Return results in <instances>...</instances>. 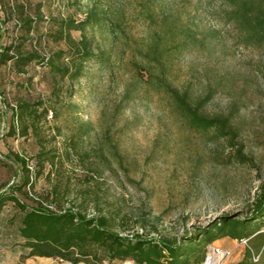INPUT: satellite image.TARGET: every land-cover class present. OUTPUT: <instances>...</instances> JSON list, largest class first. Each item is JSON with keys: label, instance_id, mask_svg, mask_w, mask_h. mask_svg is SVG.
Instances as JSON below:
<instances>
[{"label": "rangeland", "instance_id": "374dc122", "mask_svg": "<svg viewBox=\"0 0 264 264\" xmlns=\"http://www.w3.org/2000/svg\"><path fill=\"white\" fill-rule=\"evenodd\" d=\"M91 2L83 0V7ZM101 4L117 23L107 29L109 38L97 34L95 43L107 52L105 63L88 62L81 78L61 81L56 93L42 66L31 68L35 74L31 87L21 84L25 75L0 68L6 97V101L0 97V187L4 190L19 179L15 176L20 167L8 160V154L33 158L45 146L59 153L62 161L46 168L51 175L36 180L33 195L49 197L53 208L74 204L89 215H111L123 234L178 237L221 214H250L264 183V44L243 42L217 0H101ZM63 6L58 0L48 1L46 11L65 10ZM13 24H8L11 34ZM169 27L175 43L182 41L187 28L197 36L174 51L170 60L174 84L188 86L194 98L212 89L204 107L208 114H226L237 106L239 145L218 138L213 130L191 127L163 92L134 80L136 63H144L142 52L154 32ZM74 35L79 37L80 32ZM9 36L6 33L3 41ZM29 94L43 95L58 112L44 124L43 141L9 135L11 105ZM240 144L245 161L237 158ZM35 163L32 159L34 171ZM54 188L57 194L49 195ZM28 202L36 204L33 199ZM4 213L0 263L73 264L50 257L24 259L13 234L16 225L6 224L14 213L11 203ZM225 241L234 251L226 264L240 260L247 244L231 238L215 243L223 246Z\"/></svg>", "mask_w": 264, "mask_h": 264}, {"label": "trees", "instance_id": "16d2710c", "mask_svg": "<svg viewBox=\"0 0 264 264\" xmlns=\"http://www.w3.org/2000/svg\"><path fill=\"white\" fill-rule=\"evenodd\" d=\"M48 1L52 0H0V68L5 66L10 72L25 75L27 80L21 84L29 86L35 78V74L30 73L31 68L42 66L47 69L45 75L56 93L61 89V81L81 78L88 62L107 61L106 50L95 43L97 34L100 32L109 38L111 33L107 29L117 23L101 0H92L86 9L83 0H58L65 10L61 8L56 12L51 7L49 14L46 11ZM217 1L225 6L226 18L243 42L264 44V0ZM11 22L14 23L12 34L8 28ZM76 31L80 32L79 37L74 35ZM6 33L9 39L3 41ZM171 34H175L171 27L163 33L154 32L149 48L142 52L144 63L134 62L137 68L134 80L163 92L173 109L191 127L213 130L218 138L239 145L236 141L240 132L234 123L237 106L226 114H208L204 107L212 97V89L194 98L188 86L182 88L174 84L170 77L174 51L179 45L187 46L197 36L187 28L182 41L175 43ZM166 37L170 43L165 41ZM0 97L6 101L2 76ZM10 111L9 135L25 139L36 137L39 141H43L41 131L49 122V115L58 117L56 108L43 95L20 96ZM242 148L240 144L237 158L245 161ZM8 155V160L20 167V173L15 176L19 179L6 184L4 190L0 187V225L7 215L4 213L6 205L11 203L14 213L6 224L16 225L13 234L22 247L24 259L50 257L73 264L116 261L120 264L127 261L132 264H202L208 244L231 238L248 239L243 257L231 264H264V183L250 214H221L178 237H156L140 232L123 234L117 230V222L111 215H89L74 204L53 208L47 203L49 197L37 199L33 195L36 180L43 174L51 175L46 168L62 161L59 153L43 146L33 158L19 152ZM66 155L71 156V151H66ZM32 159L36 160L35 171L30 166ZM57 192L54 188L49 195ZM29 199L36 204H29ZM257 256L259 259L255 260Z\"/></svg>", "mask_w": 264, "mask_h": 264}, {"label": "built area", "instance_id": "2783aa9c", "mask_svg": "<svg viewBox=\"0 0 264 264\" xmlns=\"http://www.w3.org/2000/svg\"><path fill=\"white\" fill-rule=\"evenodd\" d=\"M247 244L248 239L242 240ZM234 255L232 248L219 245L215 242L208 244L206 248L205 258L202 264H226V262ZM259 256L255 258L258 260ZM126 264H132L131 261H127Z\"/></svg>", "mask_w": 264, "mask_h": 264}, {"label": "crops", "instance_id": "0c3cea01", "mask_svg": "<svg viewBox=\"0 0 264 264\" xmlns=\"http://www.w3.org/2000/svg\"><path fill=\"white\" fill-rule=\"evenodd\" d=\"M228 243H230V242L225 241V244H224L223 246H225V247H229V246H228ZM229 248H232V247H229ZM232 249H233V248H232Z\"/></svg>", "mask_w": 264, "mask_h": 264}]
</instances>
